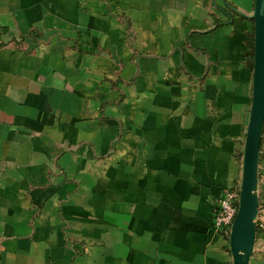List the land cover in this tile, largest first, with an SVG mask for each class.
<instances>
[{
  "label": "crops",
  "instance_id": "1",
  "mask_svg": "<svg viewBox=\"0 0 264 264\" xmlns=\"http://www.w3.org/2000/svg\"><path fill=\"white\" fill-rule=\"evenodd\" d=\"M253 6L0 0V264H232L212 217L241 182Z\"/></svg>",
  "mask_w": 264,
  "mask_h": 264
},
{
  "label": "water",
  "instance_id": "2",
  "mask_svg": "<svg viewBox=\"0 0 264 264\" xmlns=\"http://www.w3.org/2000/svg\"><path fill=\"white\" fill-rule=\"evenodd\" d=\"M253 89L245 135L238 209L228 237L232 264H248L257 234V168L264 123V0H254Z\"/></svg>",
  "mask_w": 264,
  "mask_h": 264
},
{
  "label": "built area",
  "instance_id": "3",
  "mask_svg": "<svg viewBox=\"0 0 264 264\" xmlns=\"http://www.w3.org/2000/svg\"><path fill=\"white\" fill-rule=\"evenodd\" d=\"M240 186H233L222 190L217 197L216 206L213 212V228L216 232L228 239L233 219L238 209V197ZM257 233L264 234V215L258 210L256 218Z\"/></svg>",
  "mask_w": 264,
  "mask_h": 264
}]
</instances>
